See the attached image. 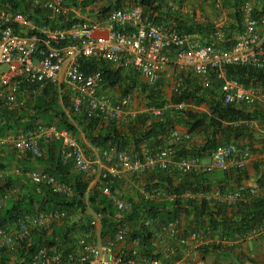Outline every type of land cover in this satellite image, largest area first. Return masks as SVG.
Returning a JSON list of instances; mask_svg holds the SVG:
<instances>
[{
	"label": "built area",
	"instance_id": "obj_1",
	"mask_svg": "<svg viewBox=\"0 0 264 264\" xmlns=\"http://www.w3.org/2000/svg\"><path fill=\"white\" fill-rule=\"evenodd\" d=\"M67 0H28L33 7H40L53 16L67 15L70 11ZM82 1V0H77ZM102 2L103 0H98ZM261 0H243V30L229 47L215 44L202 45L188 33L155 23L144 6L130 4L124 8H113L101 19H83L68 28L38 25L23 12L10 6H0V98L10 110L24 105L20 97L21 89L40 93L47 84L64 83L70 90L75 111L87 104L90 112L103 119H122L129 109L130 95L113 100L104 96L103 71L96 68L84 70L81 58L104 60L115 69L136 71L153 88H163L165 73L172 68L174 89L184 84L183 75L194 74L204 88L213 87L218 82L221 100L224 104L259 106L264 108V87L246 85L230 77L231 65L264 69V6ZM216 6H222L218 1ZM260 11V12H257ZM220 38L223 31L216 33ZM2 66L6 69L3 70ZM61 72L64 77L61 78ZM60 90V95H61ZM186 104H166L152 107L154 115H160L168 107L182 108ZM171 143L164 146L140 150H121L115 147L101 148L100 158L92 157L87 149L77 141L69 129H60L55 123L39 122L18 133H8L0 137V146L12 144L22 156L41 157L43 142H61L64 163L80 174L98 173L97 188L106 195L119 212L114 234L102 232V212L88 208L87 217L81 213L83 228L73 242L44 246L35 253L28 264H163V257L175 255L182 249L183 257L172 264L183 261L195 254L199 248L211 241L209 227L195 229L182 234L178 222H163L159 218L146 215L141 224L151 229L152 244L156 252L167 245L161 257H153L141 252L140 239L132 241L128 248L130 223L123 214L130 212L133 202L120 197L111 181L127 174L142 175L153 170L178 172L211 173L231 168L245 167L253 152L249 147L237 143L217 146L208 163H201L194 157H180L178 144L192 139L189 131L174 129L170 134ZM21 172L18 168L15 169ZM0 170V176L6 175ZM27 178L37 185H44L52 192L73 196V187L54 174L40 169L26 172ZM145 201H174L181 197H206V192L183 193L169 191L161 186L140 187ZM10 193V192H9ZM264 194L263 187L240 185L232 192L219 195L225 204L250 202ZM8 193L0 194V208ZM73 213L66 209L46 210L27 214L12 226L0 227V254L13 255L24 242L38 231H51L55 223L74 224ZM264 233V227L254 231L253 236ZM71 240V241H72ZM220 240L221 237H220ZM173 242V243H171ZM222 242H228L222 240ZM196 264H217L201 257Z\"/></svg>",
	"mask_w": 264,
	"mask_h": 264
},
{
	"label": "trees",
	"instance_id": "obj_2",
	"mask_svg": "<svg viewBox=\"0 0 264 264\" xmlns=\"http://www.w3.org/2000/svg\"><path fill=\"white\" fill-rule=\"evenodd\" d=\"M103 1L105 2L95 9L97 20L103 18L113 8L140 4L145 7L155 23L173 28L180 33L193 35L202 45L215 44L225 48L229 47L236 38L234 33L239 34L243 30V0L225 1L224 7L230 10V15L233 16L234 20L221 26L212 21L208 15L204 19L198 18L195 9L189 4V2L197 1L204 6L213 3L212 0ZM66 2L70 11L67 15L58 17L53 16L43 8L33 7L28 0H0V6L6 5L15 11H21L38 25L68 28L75 22L84 21L78 15L80 11L86 13L88 8H93L100 3L98 0H67ZM261 3V6H264V0H261ZM186 6L191 7L189 9L191 12L184 10ZM216 8L218 7L216 6ZM91 10L93 11V9ZM218 30H222L224 33L221 39L216 34ZM80 62L87 72L96 68L101 69L105 85H118L125 94H128L130 90L139 89L150 100V106L164 107L166 104H186V107H168L160 115L146 113L135 117L127 116L123 120H106L90 112L87 104H83L80 111H75L72 94L64 83L60 87L57 84H47L40 93H34L33 90L29 89L25 91L22 88L20 91L21 98L27 91L31 96L28 99H22L24 105L17 110L8 109L4 104V99L0 98V137L31 128L39 122L55 123L60 129H69L74 135L78 132L75 125L77 122L82 126L86 138L100 148L115 147L121 150H140L141 144L147 142L151 143L152 149H155L161 147L159 145L162 138L177 129L175 126L180 124L187 127L190 133L200 134L203 137V144L197 153L194 150L190 153L188 150L182 151L181 149L179 156L201 159L206 154L211 155L212 151L219 145L236 143L238 139L251 137L258 128H264V108L255 106L250 109L244 104H224L221 100L218 82L214 83L213 87L204 88L199 84V80L194 74L188 73L183 75L184 84L182 87L175 91L169 100L162 94V89L149 86L141 80V76L136 71L132 70L128 75L121 69L113 68L104 60L95 58H81ZM228 74L246 85L264 87V69L258 70L249 66L231 65L228 67ZM192 75L194 78L191 77ZM61 89L63 91L60 95ZM203 104L207 107V111L195 109L196 106ZM188 105H191L192 108H188ZM66 109H68V113ZM150 117L154 119L151 120L150 125H147ZM254 121H257L258 125ZM132 145H134V149H131ZM243 168L236 169L238 178L248 179L249 176ZM70 169L72 168L64 163L61 153L56 165L58 173H51L73 187V196L71 197L56 194L49 187L34 183H29L27 192L21 194L14 190L15 179L12 175L7 173L2 177L0 176V194L8 193V197L0 208V227L12 226L25 215L41 211L66 209L71 213H78L77 211H79L85 214L90 208L93 211L103 213V234H114L119 221L117 219L119 212L99 188L93 191L89 190V184L83 180L82 175L72 173ZM0 170H4V167L0 166ZM178 174V172L171 174L166 171L159 172L158 176L165 178L168 183L163 188L172 192L175 191L179 195L186 192L197 195L201 191H208V186L203 185L208 180V173L181 174L182 176L178 177L180 182L175 184L173 176H179L180 174ZM258 181L260 184H264V176ZM199 199L198 196H179L172 202L144 200L141 206H134L130 212L123 214L124 220L131 225L128 240L140 239L143 254L161 257V254L156 252L152 244L151 229L143 226L141 219L150 215L163 222L175 221L177 214L184 205L187 206V209L191 207L197 212L198 216L202 218L201 222L204 225L206 223L203 227L211 229L212 238L220 236L222 240L235 241L264 227V195L250 202L239 201L235 204H225L219 200L211 204L203 196ZM203 216H206L207 219H204ZM86 217L87 214L84 218ZM81 221L66 225L58 230L53 227L51 233L46 230L35 232L31 239L24 242L13 255L1 253L0 264H11L13 256L15 257L14 264H28L35 253L44 246H53L59 242V239L64 244L73 242L72 239H75L74 237L85 228ZM222 240L207 243L201 247L200 252L203 257L206 258L209 254L216 253L221 257V260L238 262L237 255L232 250L236 245H226ZM173 262L165 264H172Z\"/></svg>",
	"mask_w": 264,
	"mask_h": 264
},
{
	"label": "crops",
	"instance_id": "obj_3",
	"mask_svg": "<svg viewBox=\"0 0 264 264\" xmlns=\"http://www.w3.org/2000/svg\"><path fill=\"white\" fill-rule=\"evenodd\" d=\"M225 2V0H223ZM221 8V7H220ZM203 18L207 17L206 12L203 11ZM224 14V13H223ZM221 15V14H219ZM218 17V16H217ZM200 18V17H199ZM212 21H216L217 19H213L210 17ZM230 22L225 20L223 24L226 25ZM217 25H219L217 23ZM220 25V26H221ZM234 35L237 37L238 33L235 32ZM221 39V38H220ZM125 74L130 75V71L132 70H123ZM173 74V75H172ZM172 76V79H175L173 69L170 68L165 73V81L168 80ZM64 77V72H61V78ZM194 78V76H191ZM107 87V88H105ZM104 88V89H103ZM102 88V94L108 98H111L113 100H117L122 98L124 95H130V104L129 109L127 110L126 115L121 119L123 120L127 116L135 117L140 114H146L151 113L152 114V107L150 106V100L146 97V94L139 92V89L130 90L128 94H125L122 92L123 90L117 85V86H108L105 85ZM115 88L122 90V93H118L115 91ZM139 93L146 101V104H142L141 106H137L134 102V98H136L137 93ZM30 93L25 92L23 94L22 99H28L30 98ZM167 99H171L173 97V93L171 95H165ZM200 106H196L195 109H198ZM250 109L254 108L255 106H248ZM67 113H68V109ZM154 119L152 117L149 118V122L147 125L151 123V120ZM120 120V119H118ZM256 125H258L257 121H254ZM75 125L78 128V132L74 134L77 141L81 143L88 151V153L92 157L100 158V147L93 145L87 138L85 133L82 131V126L78 124L77 122ZM177 129H182L184 131H189L187 127L184 125L177 124L175 126ZM192 139L187 141H182L178 144L180 145V150H188V152L191 153V151H195L197 153L199 147L203 144V137L196 133L191 132ZM172 139L169 135H165L162 140L161 144L159 146H164L168 143H171ZM236 143L245 147H249L253 151V155L251 159L247 162L245 167L243 168L244 172L248 174L249 178H238V173L235 168H231L225 171H215L208 173V180L203 183L205 186H208V191H206V198L209 202L214 203L215 201H218L219 195L223 193L232 192L235 189H237L240 185H246V186H259L263 187L264 184H260L258 181L261 177L264 176V128H258L257 132H255L251 137H245L242 139L236 140ZM140 148H151V143L143 142L140 146ZM131 149H134V145L131 146ZM62 153V144L61 142H43L42 143V156L39 157H32V156H22L18 154V152L14 149L12 144H6L3 146H0V166L4 167V170L6 173L13 176L15 179V186L14 190L18 191L19 193L27 192L29 189L28 186L29 183H32L29 178H27L26 172L29 170L34 169H40L45 170L48 172H57L56 165L58 163V160L60 159ZM191 155V154H190ZM191 157V156H190ZM210 155L206 154L201 159H197L201 163H208L210 161ZM19 169L21 172H17L15 169ZM72 173H78L74 171L73 169H70ZM161 172L159 170H153L146 174L142 175H133V174H127L121 179L112 180L111 184L115 192L122 198L130 200L133 202L134 206L142 205V202L144 199L142 198V195L140 193V187L141 186H161L162 187L168 185L167 180L165 178H162L161 176H158V173ZM163 172V171H162ZM83 180H85L89 184V190H96L97 189V179H98V173L95 174H81ZM179 175V174H178ZM182 176L181 174L179 176H173L174 183L178 184L180 182V179L178 177ZM33 185V184H31ZM264 195V194H263ZM198 197L201 199L202 195H198ZM199 199V200H200ZM212 207V206H211ZM189 210L190 214L188 213ZM78 213H74V217H77L74 221L78 223V221L81 218V213L77 211ZM204 219H207L206 216H203ZM202 218L198 216L197 212L193 208H188L184 205V207L179 211L176 217V221L178 222V225L180 227L181 233L186 234L184 232L185 230L187 232H190L195 229H203L206 225L202 223ZM66 222H61L59 226H54L57 230L60 228H64L66 226ZM82 224V223H81ZM131 226V225H130ZM188 228V229H187ZM53 231V229L50 231V233ZM255 231V230H254ZM253 232H251L248 236L239 238L235 241L233 240H227L228 242H225L226 245H233L236 246L232 249L233 252L237 255L238 262L237 261H225L221 260L223 264H238L241 262V264H249L248 261L243 262V257L247 258V260H251L250 264H264L261 262V260H264V233L254 235ZM60 242V239L58 240ZM220 236H217L216 238H213L211 241H208L209 243L213 242H220ZM132 245V241H129L125 244V247L128 248ZM204 246V245H203ZM202 246V247H203ZM162 247H165L163 245ZM160 247V250L161 248ZM156 249V248H155ZM199 254L200 248L198 249ZM240 253V255H239ZM213 258L221 259L219 255L216 253L211 254ZM208 262H212L210 260H207ZM219 264V263H218Z\"/></svg>",
	"mask_w": 264,
	"mask_h": 264
},
{
	"label": "rangeland",
	"instance_id": "obj_4",
	"mask_svg": "<svg viewBox=\"0 0 264 264\" xmlns=\"http://www.w3.org/2000/svg\"><path fill=\"white\" fill-rule=\"evenodd\" d=\"M212 1H213V3H208V5H204V6H202L199 3H197V1H195V2H189V4H190V6H192L195 9L198 18L199 17L200 18H203L202 13H203V11H205L206 12V15L207 14H210V15H208L209 17H212L213 19H217L215 22H216V24L218 23L219 25L223 24V22L225 20H227L229 22H232V20H234L233 16L230 15L231 14L230 10L227 7L226 8L224 7L225 2H223V0H212ZM218 1H221V3H222L221 8H216V5L215 4ZM225 1H229V0H225ZM104 2L105 1L100 2L98 5H96L93 8L92 7L88 8V11L86 13H82L80 11L78 13L79 17L81 19H90V20L96 19L95 18V12H96L95 9L99 5H101L102 3H104ZM91 9H93V11ZM189 9H191V7H187L186 6L184 8V10H189ZM189 11L191 12V10H189ZM219 14H221V15H219ZM231 39H234V38H231ZM2 69L5 70L6 67L5 66H2ZM173 78H174V76H173ZM141 80L142 81H145L142 77H141ZM173 81H174V79H172V76L168 80H166V81H165V79H163V82H162L163 83V88H162L161 91H162V94H164V96L165 95H167V96L168 95H171L172 93H174L175 91H177V90L174 89V83H173ZM105 88H107V87H105ZM115 91H117L118 93H122L123 92L122 90L117 89V88H115ZM135 93H137V92H135ZM135 95H136V98H134V102L136 103L137 106H141L142 104H146V106H148L147 105V101L139 93H137ZM188 108H192V106L191 105H188ZM198 109H202V110H206L207 111V107L204 104L201 105ZM179 130L181 132H184V130H182V129H179ZM179 148H180V145H179ZM178 156H179V152H178ZM73 217H74V213H73ZM74 218H76V217H74ZM54 226H59V222L58 223H55L53 225V227ZM184 232H186V234H188V232L186 230ZM171 243H173V242H171ZM166 246L165 247H162L161 250L159 251L161 255L165 253ZM183 255H184V253L182 252V249H180V250L177 249V252H176L175 255H171V256L166 257V258L163 257V255H162V262H163V264H165L167 262H173V261L175 262L179 258L183 257ZM239 255H240V253H239ZM201 257H202V254H199V251H197L195 254H193L192 256L188 257L187 260L183 261V264H196L199 260L202 259ZM203 259L210 260V261L215 262L217 264L218 263L219 264H223L222 261H221V259L213 258V256L210 255V254L206 258H203ZM14 260H15V257L13 256L11 258V264H14ZM243 261L244 262L245 261H248L249 264L251 262V260H247V258H245V257H243ZM261 262L264 263V260H261Z\"/></svg>",
	"mask_w": 264,
	"mask_h": 264
}]
</instances>
